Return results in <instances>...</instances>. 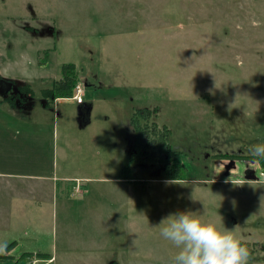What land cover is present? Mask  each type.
I'll return each mask as SVG.
<instances>
[{"label": "rangeland", "instance_id": "rangeland-1", "mask_svg": "<svg viewBox=\"0 0 264 264\" xmlns=\"http://www.w3.org/2000/svg\"><path fill=\"white\" fill-rule=\"evenodd\" d=\"M0 75V264H172L177 211L264 264V0H0Z\"/></svg>", "mask_w": 264, "mask_h": 264}, {"label": "clouds", "instance_id": "clouds-1", "mask_svg": "<svg viewBox=\"0 0 264 264\" xmlns=\"http://www.w3.org/2000/svg\"><path fill=\"white\" fill-rule=\"evenodd\" d=\"M249 152L264 158V143L251 145ZM154 228L178 249L172 264H249L251 259L248 247L235 235L234 229L218 228L192 211L169 214Z\"/></svg>", "mask_w": 264, "mask_h": 264}, {"label": "trees", "instance_id": "trees-1", "mask_svg": "<svg viewBox=\"0 0 264 264\" xmlns=\"http://www.w3.org/2000/svg\"><path fill=\"white\" fill-rule=\"evenodd\" d=\"M60 72H61L60 79H58L57 81H54L51 88L48 89V93L50 97L52 98L51 100H54L57 98L73 97V87L76 84V81L78 79L75 66L73 64H64L63 66H61ZM136 132H138V129H136ZM138 139L139 138H137V142H138ZM260 164L261 166L264 167V158H261ZM3 257L4 256H0V259Z\"/></svg>", "mask_w": 264, "mask_h": 264}, {"label": "flooded vegetation", "instance_id": "flooded-vegetation-1", "mask_svg": "<svg viewBox=\"0 0 264 264\" xmlns=\"http://www.w3.org/2000/svg\"><path fill=\"white\" fill-rule=\"evenodd\" d=\"M0 102H4L10 106L14 105V108L25 110L29 109L32 105V97L21 91L18 86L12 82L4 80L3 76L0 75ZM12 107V106H11ZM258 163V169H264L260 164L258 157H255Z\"/></svg>", "mask_w": 264, "mask_h": 264}, {"label": "built area", "instance_id": "built-area-1", "mask_svg": "<svg viewBox=\"0 0 264 264\" xmlns=\"http://www.w3.org/2000/svg\"><path fill=\"white\" fill-rule=\"evenodd\" d=\"M74 92H75V94L73 95V99L77 102V104L82 103V100L80 97L82 91H81L79 85L74 87Z\"/></svg>", "mask_w": 264, "mask_h": 264}, {"label": "water", "instance_id": "water-1", "mask_svg": "<svg viewBox=\"0 0 264 264\" xmlns=\"http://www.w3.org/2000/svg\"><path fill=\"white\" fill-rule=\"evenodd\" d=\"M88 111H89V108L88 107H85V115L87 116L88 114Z\"/></svg>", "mask_w": 264, "mask_h": 264}, {"label": "crops", "instance_id": "crops-1", "mask_svg": "<svg viewBox=\"0 0 264 264\" xmlns=\"http://www.w3.org/2000/svg\"><path fill=\"white\" fill-rule=\"evenodd\" d=\"M80 104H82V103H80ZM80 104H78V105H80Z\"/></svg>", "mask_w": 264, "mask_h": 264}]
</instances>
